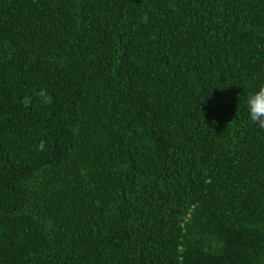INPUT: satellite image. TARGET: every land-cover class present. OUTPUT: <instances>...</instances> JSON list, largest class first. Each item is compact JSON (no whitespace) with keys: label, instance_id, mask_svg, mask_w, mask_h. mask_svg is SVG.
Instances as JSON below:
<instances>
[{"label":"trees","instance_id":"trees-1","mask_svg":"<svg viewBox=\"0 0 264 264\" xmlns=\"http://www.w3.org/2000/svg\"><path fill=\"white\" fill-rule=\"evenodd\" d=\"M261 85L264 0H0V264H264Z\"/></svg>","mask_w":264,"mask_h":264},{"label":"clouds","instance_id":"clouds-1","mask_svg":"<svg viewBox=\"0 0 264 264\" xmlns=\"http://www.w3.org/2000/svg\"><path fill=\"white\" fill-rule=\"evenodd\" d=\"M246 107L248 122L264 129V85H261L258 91L248 95Z\"/></svg>","mask_w":264,"mask_h":264}]
</instances>
